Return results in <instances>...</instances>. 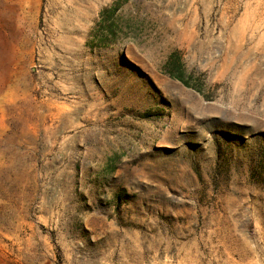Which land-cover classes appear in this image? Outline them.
Listing matches in <instances>:
<instances>
[{
    "label": "rangeland",
    "instance_id": "1",
    "mask_svg": "<svg viewBox=\"0 0 264 264\" xmlns=\"http://www.w3.org/2000/svg\"><path fill=\"white\" fill-rule=\"evenodd\" d=\"M0 264H264V0H0Z\"/></svg>",
    "mask_w": 264,
    "mask_h": 264
},
{
    "label": "trees",
    "instance_id": "2",
    "mask_svg": "<svg viewBox=\"0 0 264 264\" xmlns=\"http://www.w3.org/2000/svg\"><path fill=\"white\" fill-rule=\"evenodd\" d=\"M177 79H179L180 81H183V79H182V77L181 76H179V75H177V77H176Z\"/></svg>",
    "mask_w": 264,
    "mask_h": 264
}]
</instances>
